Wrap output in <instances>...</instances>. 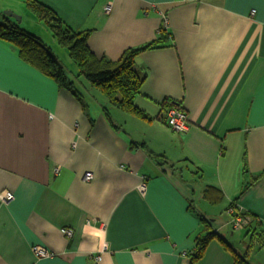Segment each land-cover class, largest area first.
Instances as JSON below:
<instances>
[{"label":"crops","instance_id":"obj_1","mask_svg":"<svg viewBox=\"0 0 264 264\" xmlns=\"http://www.w3.org/2000/svg\"><path fill=\"white\" fill-rule=\"evenodd\" d=\"M35 1L87 31L97 58L117 61L160 27L167 36L134 58L144 120L76 77L25 0H0V17L18 15L64 63L83 105L0 41V193L13 195L0 203V264H190L200 217L228 247L212 239L193 264H233V253L264 264V0ZM171 102L188 115L183 134L163 122ZM206 187L222 201L203 200ZM231 203L251 218L244 230L226 225ZM33 246L52 256L35 258Z\"/></svg>","mask_w":264,"mask_h":264},{"label":"trees","instance_id":"obj_2","mask_svg":"<svg viewBox=\"0 0 264 264\" xmlns=\"http://www.w3.org/2000/svg\"><path fill=\"white\" fill-rule=\"evenodd\" d=\"M25 3L27 9L50 31L57 43L66 50L77 69L76 77H82L91 87L98 90L112 107L137 118L149 120L134 103L146 75L139 73L133 64L137 54L163 43L167 36L164 27L159 28L158 37L152 42L138 48L127 49L117 61H110L103 57L97 58L90 51L87 46V31L72 30L64 25L48 8L35 0H25ZM0 41L11 45L16 49L17 56L22 62L52 80L58 88L70 92L82 105L80 95L69 78L68 69L42 40L24 30L20 23L2 15L0 17ZM173 105L177 104L171 102L168 106ZM154 158L158 161L161 159L160 157ZM201 196L211 205L222 201V193L213 187H206ZM229 207L239 211L232 203ZM241 215L247 214L241 211ZM200 223L203 226L202 234L196 238V251L190 257V264L202 257L207 244L212 239L217 240L225 248L228 247L217 233L212 232L210 225L204 218L200 217ZM251 239L257 244L260 243L258 234L252 233ZM232 258L233 264H248L242 256L233 253Z\"/></svg>","mask_w":264,"mask_h":264},{"label":"built area","instance_id":"obj_3","mask_svg":"<svg viewBox=\"0 0 264 264\" xmlns=\"http://www.w3.org/2000/svg\"><path fill=\"white\" fill-rule=\"evenodd\" d=\"M110 7L107 5L104 7V13H109ZM163 122L168 129L172 132L183 134L187 132L189 128V119L185 110L181 107L180 104L168 106L165 109ZM58 169H54V173H57ZM92 178L91 172H86L83 175L84 181H90ZM140 192H144L145 185L142 183L139 187ZM13 195L8 191H3L0 193V203L5 204L12 200ZM239 209V208H237ZM226 213L229 216V220L226 221V225L230 228L231 231H241L249 226L251 218L248 215H241V210L236 211V209L229 207L226 209ZM61 234L65 238H71L73 231L69 228H61ZM32 254L35 258H47L51 257L52 254L39 246H33L31 248ZM94 260L98 261L99 256H94Z\"/></svg>","mask_w":264,"mask_h":264},{"label":"rangeland","instance_id":"obj_4","mask_svg":"<svg viewBox=\"0 0 264 264\" xmlns=\"http://www.w3.org/2000/svg\"><path fill=\"white\" fill-rule=\"evenodd\" d=\"M58 45H59V44H58ZM59 46H60V45H59ZM60 47H61V46H60ZM61 48H62V47H61ZM62 49H64V48H62ZM57 58L60 60V58H59L58 56H57ZM60 62H62V61L60 60ZM62 64L64 65L63 62H62ZM64 66H65V65H64ZM65 67H66V66H65ZM66 68H67V67H66ZM84 81H85V80H84ZM81 83H82V81H81ZM83 83H86V82H83ZM85 85H86V84H85ZM94 89H95V88H94ZM95 91H96L97 94L100 93V92H98V90H96V89H95ZM199 202H201V201H199ZM201 205H202V203H197L196 206H195L197 209H199V212L202 211V210H201ZM208 207H209V206H208ZM220 211H221V210L216 211V214H217V215H215V216H217V219H215V217H213L214 220H216V221L219 220L218 217H219V215L221 214ZM219 213H220V214H219ZM223 213L225 214V211H223ZM218 222H219V221H217L216 224H218ZM226 228H227V227H226ZM227 231H229V230L227 229ZM232 232H233V231H232ZM232 232H227V233H226V231H225V232H224V236H225L227 239L230 237V239H228V240H229V244H230L231 246H233V248H235L236 250H238L237 243H236V244L234 243V240H237V236H236V234L230 236L229 233H232ZM231 238H232V240H231ZM241 238H242V237H241ZM241 238H240V239H241Z\"/></svg>","mask_w":264,"mask_h":264},{"label":"water","instance_id":"obj_5","mask_svg":"<svg viewBox=\"0 0 264 264\" xmlns=\"http://www.w3.org/2000/svg\"><path fill=\"white\" fill-rule=\"evenodd\" d=\"M3 15L12 18L13 20H15L16 23H20V17L11 11H4Z\"/></svg>","mask_w":264,"mask_h":264}]
</instances>
